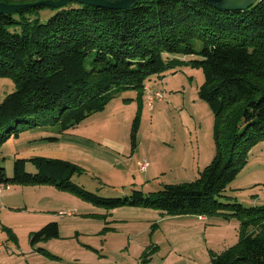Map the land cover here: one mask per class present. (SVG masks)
<instances>
[{"label": "trees", "instance_id": "trees-1", "mask_svg": "<svg viewBox=\"0 0 264 264\" xmlns=\"http://www.w3.org/2000/svg\"><path fill=\"white\" fill-rule=\"evenodd\" d=\"M46 7L0 13V77L16 85L0 103V145L19 135V124H38L31 116L62 131L74 128L105 109L120 88L135 89L141 101L149 76L176 72L186 63L177 55H192L190 64L205 76L200 97L215 114L217 152L196 179L147 195L138 189L123 197L99 195L74 181L82 172L78 164L46 156L17 158L13 177L0 166V185L51 184L107 209L142 206L170 215L237 217L239 241L215 254L213 264H264V205L220 199L249 148L264 137V0L245 10L221 9L207 0H140L126 9L70 2L49 7L56 12L45 22L34 17ZM139 124L138 112L133 134ZM59 236V223L51 221L32 233L31 242Z\"/></svg>", "mask_w": 264, "mask_h": 264}, {"label": "rangeland", "instance_id": "rangeland-1", "mask_svg": "<svg viewBox=\"0 0 264 264\" xmlns=\"http://www.w3.org/2000/svg\"><path fill=\"white\" fill-rule=\"evenodd\" d=\"M55 12L48 6L34 17L45 22ZM177 57L186 63L176 72L169 69L146 79V85L163 94L161 100L155 99L151 105L147 90L139 101L135 100V89L120 88L105 109L92 113L67 131L50 120L28 117L38 124H19L22 130L19 135H12L1 143L0 166L6 169L8 177H13L17 158L46 156L69 160L82 168L81 173L74 175V181L105 197L131 195L134 189L147 195L159 191L165 184L196 179L217 152L215 114L200 97L199 88L205 76L201 67L190 64L195 56ZM15 89L11 78L0 77V103ZM125 98L134 100L124 101ZM138 112L140 124L133 134ZM142 162L148 163L146 169L141 168ZM27 170L34 172L36 168L28 162ZM2 187L6 189V196L15 197L10 200L5 197L6 204L0 206V264H136L140 261L141 248L136 246L128 254L126 250L121 251L124 248H110L105 252L97 245L96 241L106 232L104 229L93 232L99 215L91 211L112 209L51 184ZM38 187L52 188L58 201L52 196L43 197L40 198L43 206H38L39 199L29 198L39 192ZM220 199L236 200L245 206L264 205V137L249 148L245 165ZM125 212L121 215H132ZM219 215L208 216L202 231L205 227L209 230L198 231V236L190 229L187 232L176 229L177 253L170 254L168 260L157 254L150 264H173L175 258L178 264H213L215 254L240 239V220L230 217L232 220L223 221ZM57 220L68 228L67 231L64 228L63 236L32 244L33 232ZM168 223L182 224L176 218ZM147 236L150 238L151 234ZM40 247L60 254L61 259L42 253L38 250ZM152 250L149 249L151 256Z\"/></svg>", "mask_w": 264, "mask_h": 264}, {"label": "crops", "instance_id": "crops-1", "mask_svg": "<svg viewBox=\"0 0 264 264\" xmlns=\"http://www.w3.org/2000/svg\"><path fill=\"white\" fill-rule=\"evenodd\" d=\"M132 100H134L132 98ZM159 100V99H158ZM0 206L5 203V197L7 199H12L15 195L6 196L5 188L0 186ZM3 188V189H2ZM9 188V187H7ZM39 192L36 191V194H31V197L34 200H38V206H43V197L52 196L53 200L58 201V197L56 193L52 190V188H43L38 187ZM38 192V193H37ZM1 208V207H0ZM128 209L124 210L125 213H131L132 215H121L124 211H120L119 209ZM91 212H95L99 217L96 219V230L93 232H99L104 229L106 234L104 237L99 238L98 242L96 241L99 247H102L105 252L106 250L113 248L115 250H126L128 254L131 251L132 246H136L137 248H141L140 253V261L136 264H150L151 260L155 255L161 254L164 260H168V257L172 253H177V249L179 246H176L174 243L175 235L179 234L176 232V229L182 228V232H187V229L193 230L195 236H198V231L204 232L205 230H209L203 227V223L209 220L207 215H198V214H178V215H170L159 209L142 207V206H121L118 208H114L109 211H104L102 209L92 210ZM135 213V214H133ZM221 216V215H219ZM173 218L180 219L182 224L179 225H170L168 222H171ZM225 216H221V219L226 220ZM230 218V217H229ZM185 219V220H184ZM231 219V218H230ZM56 220V219H55ZM87 220V219H86ZM220 220V219H219ZM232 220V219H231ZM58 223H60L57 220ZM215 222V221H214ZM66 223V222H65ZM61 224V225H60ZM60 236H63L64 228L67 231V227H63L60 223ZM153 232V233H152ZM151 234L150 238L147 236ZM155 234V237L153 236ZM159 234L157 237L156 235ZM172 237H170L169 236ZM144 235V236H143ZM146 235V236H145ZM59 236V237H60ZM126 236V238H123ZM57 237V238H59ZM149 249H153L151 255L145 256V251H149ZM163 249H166L165 251ZM224 251V250H223ZM52 253V252H51ZM53 254V253H52ZM58 259H61L60 254H54ZM178 258H175L173 264H178Z\"/></svg>", "mask_w": 264, "mask_h": 264}, {"label": "water", "instance_id": "water-1", "mask_svg": "<svg viewBox=\"0 0 264 264\" xmlns=\"http://www.w3.org/2000/svg\"><path fill=\"white\" fill-rule=\"evenodd\" d=\"M140 0H39L30 3H8L0 1V13H11L34 5L58 8L70 2L89 4L97 7L126 9L134 7ZM218 8L225 10H245L257 0H207Z\"/></svg>", "mask_w": 264, "mask_h": 264}, {"label": "built area", "instance_id": "built-area-1", "mask_svg": "<svg viewBox=\"0 0 264 264\" xmlns=\"http://www.w3.org/2000/svg\"><path fill=\"white\" fill-rule=\"evenodd\" d=\"M145 90H147L148 93H149V101H150L151 105H152V101H154L155 99L161 100L163 98V94L160 91H153L151 89V87L148 86V85H145ZM147 167H148V163L147 162H142L141 163V168L142 169H146Z\"/></svg>", "mask_w": 264, "mask_h": 264}]
</instances>
